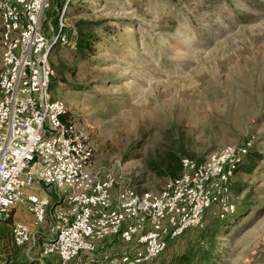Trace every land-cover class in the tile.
Segmentation results:
<instances>
[{"label":"rangeland","instance_id":"374dc122","mask_svg":"<svg viewBox=\"0 0 264 264\" xmlns=\"http://www.w3.org/2000/svg\"><path fill=\"white\" fill-rule=\"evenodd\" d=\"M58 9L51 2L44 13L45 34L54 29ZM67 23L91 28L93 52L83 58L75 44L53 50L51 64L61 75L51 96L86 133L92 171L155 193L172 179L150 168L165 155L201 160L254 137L250 153L260 158L246 157L231 186L236 212H243L223 218L227 227L208 264H264V0H73ZM31 192L57 202L55 190L40 183ZM18 214L31 242L14 247L13 221L6 223L0 264H60L40 255L52 238L49 214L40 226L28 212ZM216 219L213 209L206 211L203 226ZM199 230L145 264H169ZM127 250L113 241L96 258Z\"/></svg>","mask_w":264,"mask_h":264},{"label":"built area","instance_id":"2783aa9c","mask_svg":"<svg viewBox=\"0 0 264 264\" xmlns=\"http://www.w3.org/2000/svg\"><path fill=\"white\" fill-rule=\"evenodd\" d=\"M72 1L0 0V229L12 220V244L23 248L31 231L15 214L28 212L35 226L49 214L52 238L41 256L60 264L81 256V264H145L187 230L201 229L206 211L219 218L236 211L232 181L255 139L201 161L182 158L179 177L155 193H139L113 173H94L86 133L49 90L53 50L73 46L77 37L67 23ZM51 2L59 9L48 35L42 21ZM36 183L54 189L57 202L31 192ZM113 241L127 252L97 259Z\"/></svg>","mask_w":264,"mask_h":264},{"label":"trees","instance_id":"16d2710c","mask_svg":"<svg viewBox=\"0 0 264 264\" xmlns=\"http://www.w3.org/2000/svg\"><path fill=\"white\" fill-rule=\"evenodd\" d=\"M76 31H77V37L75 39L76 49L83 58H87L93 52V44L95 42V37L91 32V28H88L86 26V23H79ZM55 72H56L55 76L52 79L51 84L49 86L50 92L52 89V83L55 80H58V78H60L61 75V72L58 69H56ZM246 157L249 158L248 162L253 161L254 158L255 160L260 158L256 153L254 155V153H250V151L248 152ZM180 160L181 158L176 155L167 154L165 155L164 158H162L159 164L153 163L150 165V168L152 172H155L157 174H162V176L167 175L170 178H177L181 173ZM201 160H197V161H201ZM246 164L248 165V163ZM255 168L257 167L255 166ZM241 210H243V207H241ZM235 212L233 214H235ZM241 212L243 211L237 209L236 214L237 213L240 214ZM228 216L230 215H227L225 219H227ZM218 219L211 221L210 223L209 222L206 223L199 230L198 238L195 241V243L189 245L188 248L181 255L173 259L172 262H170L169 264H208L209 262H211V260L214 257V250L216 248V244L218 243V235L220 234V230L221 228L225 229L227 227V225H224L225 223L223 218L218 217ZM2 229L3 227L0 229V231ZM191 230L194 229L187 230L186 232Z\"/></svg>","mask_w":264,"mask_h":264},{"label":"crops","instance_id":"0c3cea01","mask_svg":"<svg viewBox=\"0 0 264 264\" xmlns=\"http://www.w3.org/2000/svg\"><path fill=\"white\" fill-rule=\"evenodd\" d=\"M19 214H15V218L17 217V219H19ZM55 258H57L56 256H54ZM57 260H58V258H57Z\"/></svg>","mask_w":264,"mask_h":264}]
</instances>
